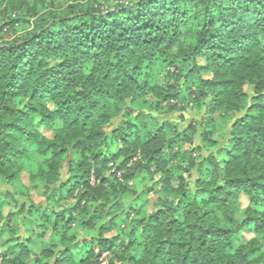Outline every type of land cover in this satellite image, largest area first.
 Masks as SVG:
<instances>
[{"label":"trees","instance_id":"obj_1","mask_svg":"<svg viewBox=\"0 0 264 264\" xmlns=\"http://www.w3.org/2000/svg\"><path fill=\"white\" fill-rule=\"evenodd\" d=\"M100 1L0 0V264H264V0Z\"/></svg>","mask_w":264,"mask_h":264},{"label":"rangeland","instance_id":"obj_2","mask_svg":"<svg viewBox=\"0 0 264 264\" xmlns=\"http://www.w3.org/2000/svg\"><path fill=\"white\" fill-rule=\"evenodd\" d=\"M99 3H100V7L101 8H106V7L112 6L114 4H119V1H117V0H101ZM2 17L3 16L0 14V19H2ZM17 28H18V31L16 32L15 35H19L21 32L24 31L20 27H17ZM7 36H9V35H7ZM182 114H183V117H184L185 121L179 123L180 128H184L185 126L188 125V123L195 122L198 119L197 116L195 115V112L193 110H187L186 112H184ZM177 116H179V113H173V114H171L169 116H166V118H168L171 121L177 123V120H176ZM43 133L46 134V135L49 134L47 131H43ZM197 144H198L197 140H194V146H197ZM62 175H64V171L62 172ZM20 185L22 187H30L26 174H22V176L20 178ZM2 190H10V188L8 186L7 187H2ZM148 198H149V200L154 201L156 197L154 195L150 194ZM32 199L35 200V201L39 200L38 198H36L34 196H32ZM245 205H246V201L244 199H241L240 205H239L240 210L243 209ZM240 215H241V213H238L236 217L239 218ZM245 238H249V235L245 236ZM243 241H244L243 237H241V236L238 237V242H243Z\"/></svg>","mask_w":264,"mask_h":264}]
</instances>
